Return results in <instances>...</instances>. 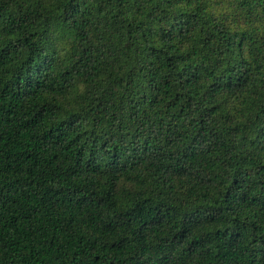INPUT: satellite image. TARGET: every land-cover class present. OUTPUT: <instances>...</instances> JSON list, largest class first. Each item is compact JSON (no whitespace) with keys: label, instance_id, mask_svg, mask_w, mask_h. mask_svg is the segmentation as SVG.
Masks as SVG:
<instances>
[{"label":"trees","instance_id":"1","mask_svg":"<svg viewBox=\"0 0 264 264\" xmlns=\"http://www.w3.org/2000/svg\"><path fill=\"white\" fill-rule=\"evenodd\" d=\"M0 264H264V0H0Z\"/></svg>","mask_w":264,"mask_h":264}]
</instances>
